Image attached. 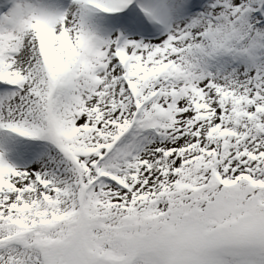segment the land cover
I'll return each mask as SVG.
<instances>
[{
    "label": "snow or ice",
    "instance_id": "6c2138e0",
    "mask_svg": "<svg viewBox=\"0 0 264 264\" xmlns=\"http://www.w3.org/2000/svg\"><path fill=\"white\" fill-rule=\"evenodd\" d=\"M0 264H264V0H0Z\"/></svg>",
    "mask_w": 264,
    "mask_h": 264
}]
</instances>
